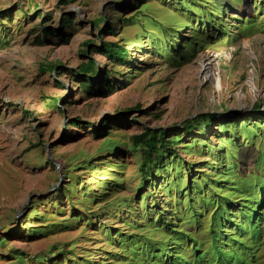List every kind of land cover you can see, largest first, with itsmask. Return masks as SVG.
Returning <instances> with one entry per match:
<instances>
[{
    "label": "rangeland",
    "instance_id": "1",
    "mask_svg": "<svg viewBox=\"0 0 264 264\" xmlns=\"http://www.w3.org/2000/svg\"><path fill=\"white\" fill-rule=\"evenodd\" d=\"M88 60L90 92L74 77ZM203 114L222 118L183 132ZM148 129L180 137L142 183L133 137ZM261 182L264 0H0V264H132L129 242L165 237L158 216L191 242L133 264L177 249L184 264H226L215 237L236 264H264Z\"/></svg>",
    "mask_w": 264,
    "mask_h": 264
},
{
    "label": "trees",
    "instance_id": "2",
    "mask_svg": "<svg viewBox=\"0 0 264 264\" xmlns=\"http://www.w3.org/2000/svg\"><path fill=\"white\" fill-rule=\"evenodd\" d=\"M75 0H64V2H74ZM244 12V9H243ZM103 19H97V21L93 22L94 25H98L100 22H102ZM61 27H69L71 24V18L68 16H64L61 19ZM107 29V28H106ZM113 32V31H111ZM43 33L46 36H50L53 35V30L51 31L50 28H45L43 30ZM90 42L86 43V46L89 44ZM93 48H91L92 50ZM101 54L103 56H105L109 61H115V62H123L125 60V54H126V50L124 49V47L120 46L118 43H103V46L101 48ZM49 70H53L54 69V65H49L48 66ZM98 73L97 70V66L95 65L93 60H88L85 63H81L80 66L78 67V71L74 72V77L76 76L77 78L79 77L80 81H79V86L84 90V91H92L93 89H91V79L92 77H95ZM102 88L108 87L109 88V82L107 80V75L105 77H103V84H102ZM99 88V87H98ZM54 101V106L56 107V103L57 101ZM222 118L221 114H203L198 116L197 119H195L194 121H187L184 123V128H183V132L188 133L190 131H192L195 128V125L199 122L202 123H206L209 124V122L211 120L214 119H219ZM196 123V124H193ZM200 124V123H199ZM198 124V125H199ZM223 123H221L219 125V127H222ZM164 133L161 131H156V130H145L142 132V134L133 137V141L135 142V144H142L144 145L143 148V160L141 162V165L139 167L140 172L142 173L143 176V181L142 183H145L146 178H147V174H149L152 170V162H159V159H161L165 154H169L170 151L172 150L171 145L172 143H176L178 142V138L180 137V135L176 134L175 137H171L168 139V141L166 142L165 138H164ZM113 147H115V145H113ZM146 149H148L147 152ZM228 165V164H227ZM229 166V165H228ZM257 176H260V173L257 174ZM259 184V183H258ZM259 188H257L256 190L259 191V189L262 187L264 189V184L263 182H261L259 184ZM264 193V190H263ZM254 196V194H252ZM250 197V196H249ZM263 200V199H261ZM153 204H155L156 202L153 201ZM255 206H257V203L255 204ZM217 211H219L220 213V221L218 222V224H220L219 230H221V224L225 223V217H222V209L221 207H219L218 204V209ZM244 213V215H246V217L248 218V221L250 220L251 217V210L247 212V210L242 211ZM79 218V217H78ZM246 218V222L247 221ZM164 219H162L160 216H158V219H156L154 221V223L156 222L157 224H159V227L164 228L163 234L165 235L164 238H162L160 241L156 242V241H151L149 237L143 238L142 235H140V240L138 242H134L135 240H132L131 242H129L130 244H133L135 246H138L141 249V252L138 251L137 254L134 252L135 250H133L132 246L129 245L130 247H128V251L130 252L131 256L130 261L132 262V264L139 259V257H137V255H139L140 253H146V250L149 249L151 253H153L154 255L152 256V258L155 256V252L159 251L160 253H162L164 255V253H168V248H170L171 246H174L176 244H178L180 247L177 248H182L181 245H185L186 243H189L191 241H188V238L186 237V234L183 233V231H181L180 228L173 227V224H171L170 226H166L163 227L164 223H162ZM149 225H151L150 228H157L158 226L153 225L152 221L148 222ZM249 227L251 229H249ZM249 236L250 239L253 241L252 242V247L255 248L259 245H261V241L259 240V235L260 232L258 231V233L256 232V229H253V227L250 226L249 224ZM108 233V235L110 234V232H106ZM117 233H121L120 231H118ZM136 238V237H135ZM119 243L122 246H125V244H129L127 241V239H123L120 238L118 239ZM144 241V242H142ZM3 242V241H1ZM170 243V244H169ZM142 245V246H141ZM177 248H173V249H177ZM214 248V249H213ZM154 249L156 250L155 252H152L151 250ZM179 249L175 250L176 251V255L173 256L172 254H168V255H172V257H169V264H184L185 262H187L188 260H186L183 257L180 256L179 254ZM172 250V249H171ZM211 250L214 253V258L213 261H217L218 263L220 262H225L226 264H236L235 260L237 261V259H235L234 261H232L229 257H228V253H224L223 254V248L220 245V241L218 238L215 237V239H212V246H211ZM175 251L173 250V253H175ZM172 252V251H170ZM61 254H63V257L67 256L68 254H66L65 251H60ZM18 257H21V253L18 252ZM135 255V256H133ZM165 256V255H164ZM201 257V256H199ZM167 258V257H166ZM165 258V259H166ZM39 259V258H38ZM199 259V258H196ZM192 260V258L190 259ZM189 260V261H190ZM203 260L199 259V260H195L194 264H201ZM240 260H238L237 262H239ZM155 264H157V262H154Z\"/></svg>",
    "mask_w": 264,
    "mask_h": 264
}]
</instances>
